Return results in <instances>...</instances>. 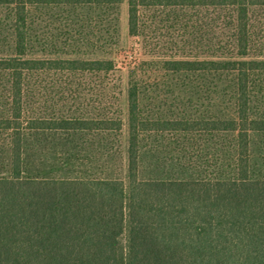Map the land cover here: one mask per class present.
Wrapping results in <instances>:
<instances>
[{"label":"trees","instance_id":"1","mask_svg":"<svg viewBox=\"0 0 264 264\" xmlns=\"http://www.w3.org/2000/svg\"><path fill=\"white\" fill-rule=\"evenodd\" d=\"M123 1L0 0V264H264V0H126L142 55L167 74H226L232 116L147 118L141 82L124 150L116 105L28 110L32 74L108 89Z\"/></svg>","mask_w":264,"mask_h":264},{"label":"rangeland","instance_id":"2","mask_svg":"<svg viewBox=\"0 0 264 264\" xmlns=\"http://www.w3.org/2000/svg\"><path fill=\"white\" fill-rule=\"evenodd\" d=\"M69 9H53L49 13H59L65 17ZM65 11V12H64ZM64 12V13H63ZM7 13L0 10V51H6L5 22ZM109 58L114 61L116 73L109 75L110 85L105 92L98 93L88 89L77 88L80 81H90L91 76L58 75L53 72L32 74L28 77L27 96L28 110L35 114L64 113L66 115H92L115 110L120 111L123 122L121 141L125 150L127 124V90L129 87L143 85L145 89L140 94V106L147 118L159 116L171 118L186 115L193 118L210 116H232L230 103V83L226 74H186L173 75L164 72L162 59L143 56L138 41L131 38L127 31L126 0L119 7L118 42L110 50ZM74 82L71 92L64 91L63 83ZM158 82L157 84H153ZM118 88V89H117ZM0 104L4 94L0 93ZM32 112V113H33ZM2 137H0V143ZM124 186L130 185V178L125 171L121 177Z\"/></svg>","mask_w":264,"mask_h":264}]
</instances>
